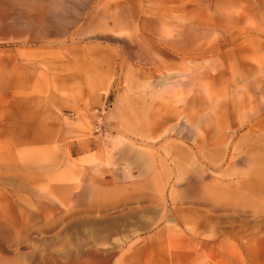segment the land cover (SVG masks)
Returning a JSON list of instances; mask_svg holds the SVG:
<instances>
[{"label":"rangeland","instance_id":"1","mask_svg":"<svg viewBox=\"0 0 264 264\" xmlns=\"http://www.w3.org/2000/svg\"><path fill=\"white\" fill-rule=\"evenodd\" d=\"M183 46L155 99L201 119L180 116L181 137L148 138L165 106L142 89L0 104V198L40 204L22 251L40 236L59 264H264V0H190Z\"/></svg>","mask_w":264,"mask_h":264},{"label":"bare ground","instance_id":"2","mask_svg":"<svg viewBox=\"0 0 264 264\" xmlns=\"http://www.w3.org/2000/svg\"><path fill=\"white\" fill-rule=\"evenodd\" d=\"M189 5L190 0H0V104L56 106L63 91L142 89L156 109L165 106L161 116L145 126L149 139L163 129L167 135L178 133L174 122L180 116L193 126L201 119H193L188 101L179 112L168 92L155 100L158 88L173 86L165 83L173 78L168 77L173 57L186 55ZM110 127V133L120 130L118 125ZM201 137L196 133L193 139L199 148L205 144ZM136 152L124 148L121 156L131 160ZM37 205L23 197L17 203L0 198V264H59L55 253L45 260L40 236L31 251L20 249L27 209L38 212ZM94 226L102 228L104 223Z\"/></svg>","mask_w":264,"mask_h":264}]
</instances>
